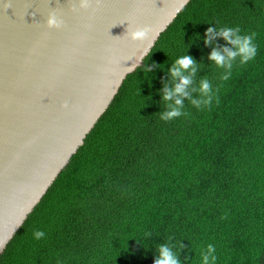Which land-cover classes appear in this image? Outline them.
Segmentation results:
<instances>
[{
  "label": "trees",
  "instance_id": "1",
  "mask_svg": "<svg viewBox=\"0 0 264 264\" xmlns=\"http://www.w3.org/2000/svg\"><path fill=\"white\" fill-rule=\"evenodd\" d=\"M215 24L256 33L255 58L237 60L227 81L207 58L226 45L204 43ZM184 54L203 65L194 82L206 76L215 97L202 109L186 100L187 116L163 121L167 70ZM142 62L0 264H153L162 243L181 264H201L208 244L215 264H264V0H190Z\"/></svg>",
  "mask_w": 264,
  "mask_h": 264
},
{
  "label": "water",
  "instance_id": "2",
  "mask_svg": "<svg viewBox=\"0 0 264 264\" xmlns=\"http://www.w3.org/2000/svg\"><path fill=\"white\" fill-rule=\"evenodd\" d=\"M189 1L0 0V254Z\"/></svg>",
  "mask_w": 264,
  "mask_h": 264
},
{
  "label": "clouds",
  "instance_id": "3",
  "mask_svg": "<svg viewBox=\"0 0 264 264\" xmlns=\"http://www.w3.org/2000/svg\"><path fill=\"white\" fill-rule=\"evenodd\" d=\"M80 7L87 8V0H81ZM61 24L62 21L57 18L55 13L49 15L47 19L48 27L58 28ZM127 34L131 40H143L147 34V29L137 27L129 29ZM216 37H222L226 45L213 47L207 58L212 64L224 70L220 79L227 81L232 74L233 65L237 60L240 65H244L255 58L257 54V46L254 43L256 33H242L239 26L227 27L215 24L214 27L206 29L203 38L204 43L211 45ZM140 61H142V57ZM202 66L198 65V62L188 54H184L173 60L171 67L167 70L171 84L166 81L161 91L163 104L162 110L159 111L161 120L170 121L181 116H187L188 113L183 111L186 100L197 109L211 106L215 97V91L211 82L206 76H202L199 81L194 82L197 68ZM153 67L159 66L154 64ZM142 69L147 72L152 71V68L146 66ZM193 93H195V96ZM33 235L35 239L39 240L45 236V233L37 230ZM145 235L150 236L151 234L146 233ZM169 240H171V237H169ZM173 247L170 243L160 244L156 249L153 264H181L179 256L173 251ZM180 247L182 249L184 245L181 243ZM200 255L201 264H215L214 245L208 244L206 250H203Z\"/></svg>",
  "mask_w": 264,
  "mask_h": 264
}]
</instances>
